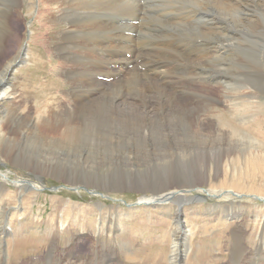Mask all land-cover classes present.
Masks as SVG:
<instances>
[{"label": "rangeland", "instance_id": "1", "mask_svg": "<svg viewBox=\"0 0 264 264\" xmlns=\"http://www.w3.org/2000/svg\"><path fill=\"white\" fill-rule=\"evenodd\" d=\"M43 3H41L40 12L47 9V4L51 5L49 0ZM27 4L28 1H26ZM154 4L149 3L147 6L150 8L147 7L145 11H141L145 19L143 22L138 21L135 25L138 26V31L132 34L135 35V39L144 27L147 30L151 29L152 31L149 30L151 33H156L153 32V28L156 29L155 27L159 25L162 27L163 23L173 24L175 21L169 14L167 15L170 10L164 4L162 9L159 4L155 6ZM26 5L24 10L20 11L24 15L23 18L20 17L13 22L14 31L19 33L21 40L28 37V34H25L26 27L30 26L33 30L32 37L29 39L28 53L31 55L29 61L23 63L19 60L20 65L18 63L14 67L15 100L19 107L28 111L31 116L48 117L52 111L59 112L71 108V101L68 99L75 91L71 72L81 71L77 62L85 55L79 49L68 46L70 41L78 42L71 30L63 33L66 34L67 42L61 41V32L69 29L70 23H74L73 17L68 18L69 22L66 19L62 22L58 19L60 8L54 12L48 11L45 15L46 20L44 19L41 24L45 30H42L40 36L39 28L36 26L37 20H31L27 15ZM6 6L8 9L9 5ZM58 6L61 5H54V7ZM127 9L129 8H123L122 11ZM122 11L119 12L122 13ZM91 14L87 17L90 20L102 18L104 22L111 21L117 26H123L120 28L123 30L121 32H124V24L129 23L123 19L119 21L108 19L109 13L105 11ZM160 19H163L162 24ZM76 22L81 21H75V24ZM133 22L131 21L130 24ZM162 28L168 31L167 26ZM194 28L203 30L198 23ZM263 35L261 42L246 36V41L241 43L242 47L238 56L243 60L246 70L251 64L250 56L257 55L259 52L257 45L262 47ZM34 37H40V41H35ZM19 39L15 38L8 44V52L5 51L1 56L0 66H4L15 58ZM153 39H150L149 47L137 50V54L151 53L154 47L151 45ZM187 40L193 41L189 36ZM255 42L258 43L253 44ZM64 45L68 48L63 47ZM58 48L62 50L58 51ZM74 52L76 56L73 55ZM96 56L100 57L96 53L90 55V61L93 58L97 59ZM194 57L190 56L191 59ZM131 59L132 57L128 60ZM143 61L140 59L138 62H133L130 64L132 67L130 69L128 67L127 70L131 71ZM81 62L86 64L84 60ZM112 65L124 73L127 71L123 66L120 67L121 64ZM254 65L251 64V67ZM3 66L0 67V72ZM137 69L141 72L146 70L140 66ZM208 71L212 72L209 69ZM244 79L245 77L242 80ZM189 80H182V85L186 82L185 85H191L196 90L206 89L216 99L220 96L218 92L220 88L208 78L205 80L194 78L193 82ZM141 82H147L144 81L143 76ZM204 83L207 86L206 84L204 86ZM166 86L169 91L171 88L173 90V87H170L171 84ZM104 90L105 88H100L101 92L96 96H104ZM260 94L259 98L252 100L254 102L250 106V111L242 107L240 113L234 110L232 103L227 102L228 105L217 103L201 105L200 103V112L195 120L204 124L218 122L228 131L241 129L243 134L246 133L248 138L255 142L249 147L240 146V143L238 146L234 142L239 139L235 133L234 138L225 135V138L220 137L223 139H216L209 130L205 129L203 133L207 136V143H202L200 146L191 145V141L188 142L187 139L185 142V138H182V143L169 141L170 147L167 149H164L167 146L165 139H160V144L157 145H161L162 148H154L151 142L146 141L150 147L137 138L139 134L135 132V127L127 129L128 125L133 126V122H123V127L121 126L119 131L114 133L116 135H110V139L107 137L106 142H101L99 146L94 145L96 147L93 148L96 149L73 146L66 144V141L58 144L63 142L61 140H63L64 129L61 127H44L34 132L30 131L32 126H29L25 133L17 137L16 148L17 152L21 153L15 152L13 157H9L5 156L1 135L0 173L7 174L9 176L7 181L11 183L0 181V213L5 215L4 209L10 206L15 208L14 211L9 210L10 217L13 213L15 216L11 227H7H10L9 234L1 243L0 258L6 254L8 264L43 263L47 260L50 249L54 248L58 252L55 255L56 259H61L64 264H89L85 259L76 260L73 256L66 257L67 251L76 249L78 254L91 255L96 252V248L104 246L109 252H115L113 253L115 258H119L124 264H171L169 256L172 245L178 239L188 247L187 264H233L232 255L235 248L240 247V243L235 241L234 236L240 232L244 235L243 244L247 250L243 254L238 251L234 261L240 264H250V261L253 264L261 262L263 264L264 256L258 257L253 254L258 245L264 246V201L256 198V196L264 198V94ZM86 98L87 101L90 100V97ZM128 100L134 101L133 97H129ZM196 101H199L198 98ZM249 115L252 117L250 118ZM177 118L174 117L173 122ZM110 127L115 129L114 124ZM114 131L112 130L111 133ZM36 137H40L43 142L34 141ZM109 140L112 143H109ZM231 146L236 150L226 154L225 152ZM216 154L224 156L220 173L212 168L205 171L201 169L200 159L208 157L211 160ZM18 181L38 185L40 190L34 191L28 187L20 189L12 184ZM176 189L181 191V195L185 197L184 201L169 199L159 203L142 202L154 197L158 198ZM202 189L218 195L209 197L201 191ZM227 191H232L238 196L229 195ZM8 194L11 197L10 201L6 199ZM179 207L183 211L181 217H178ZM180 221L195 233L191 240H185L182 236L177 238Z\"/></svg>", "mask_w": 264, "mask_h": 264}, {"label": "bare ground", "instance_id": "2", "mask_svg": "<svg viewBox=\"0 0 264 264\" xmlns=\"http://www.w3.org/2000/svg\"><path fill=\"white\" fill-rule=\"evenodd\" d=\"M26 1H28L27 5ZM45 1L0 0V58L5 51L8 52V44L13 39L15 40V38L19 39V33L14 31L13 22L20 17L23 18L24 15L20 11L24 10L25 5L27 7V15L31 20H37L36 26L39 28L40 36L42 30H45L41 24L48 11L54 12L57 8H60V18L58 19L62 22L68 21L69 17H73L75 19L73 20L74 23H70L69 29L61 32V41L65 42L67 39L66 34L64 35L63 33L71 30L77 37L75 39H78V42L70 41L71 43L68 46L79 49L85 56L80 58L82 60H77V66L81 68V71L77 70L73 73L74 71L71 72L70 70L71 76L74 78L73 86L75 87L74 93L70 94L71 96L68 99L71 101V108L59 112L52 111L48 117L31 116L28 111L25 109L22 110L16 102L17 100H15L13 76L15 65L18 63L20 65L21 63L19 60L25 63L31 57L28 53V48L30 47L29 39L32 37L33 30L27 25L25 34H28V37L26 36L22 40L19 39L18 51H16L15 58L8 61L4 66L2 65L3 69L1 68L2 71L0 72V136H3L5 156L13 157L15 155V152L18 150L16 148L17 137L19 134L25 133L29 126H32L30 131L33 130L34 132H37L36 129L41 130L44 127H61V129H64L62 132L63 140L60 139L63 142H57L58 144H63L66 141V144L91 149H96L93 148L96 147L94 145L98 144L99 146L101 142H106V138L110 135H116L114 133L120 129L123 122H133V126L128 125L129 128L127 129L130 130L132 127H135V132L139 134L137 138L141 139L146 145H149L146 141L151 142L150 144L154 148H162L161 145H157L158 143L160 144V139H165L167 146L164 149H167L170 147L169 141L172 140L173 142L182 143V138H185V142L187 139L188 142L191 141V145L200 146L202 143H207V136H204L203 133L206 131L205 129L209 130L211 135L213 134L212 136L216 139H223L220 137L225 138V135L226 137L230 135L231 138H234L235 133V136L239 139L238 141L234 140V142L238 146L239 143L240 146L244 145L246 147L254 145L255 142L248 138L246 133L243 134L241 129L240 131H233L234 129L228 131L218 122L212 121L211 123L204 124V122H195V120L198 112H200V103L201 105L203 103H208V105H214V103L228 105V103H232L234 110L240 113L242 107H246L250 111V106L254 102L252 100L259 98L260 93L264 94V41L261 48L260 45H257L259 51L257 55L250 56L249 63L255 64L254 67H251V64H249L248 70H246L247 68L243 65V60L238 56V52L242 47L241 43L246 41V36L249 39L253 38L261 42V37L264 34V0H49L51 7L47 4V9H43L40 12L41 3L44 4L43 2ZM149 3H155L154 6L159 4L161 9L164 4L170 10L167 12V15L169 14L175 21H173V24H162L161 21L163 19H160L161 24L167 26L168 34L161 25L155 27L156 29L153 28V32L156 33H151L149 31L151 29L147 30L144 27L139 31L138 38L135 39V35L132 34L138 31V26H135L133 23L130 24V22L140 20L143 22L145 17L141 11L146 9ZM56 4L61 6L54 7ZM6 5H9L8 9H6ZM165 7L163 6V8ZM123 8L129 9L122 11ZM97 11L108 12L110 17L108 19L112 18L114 19L113 21L123 19L129 22L124 24V32L120 30L123 26H117L111 21L104 22L102 18L98 20H90L87 18L90 17L88 14H93ZM119 11H122V13ZM146 12L148 13L147 10ZM80 18L81 20H79ZM75 21L81 22H76L77 24H75ZM197 23L203 30L194 28ZM126 33H130L131 35H127ZM188 36L189 38L192 37V42H188ZM178 37L181 38L178 39ZM152 38L154 39L151 45L154 47L151 53L138 55L137 50L144 49L146 46L149 47L148 43ZM34 39L35 41H40V37H34ZM58 41L60 40L58 39ZM68 46L64 45L63 47L68 48ZM58 49V51L62 50L60 48ZM92 52L96 53V55L99 54L100 57L98 58L96 56L97 59L93 58L90 61L89 58L93 54ZM125 53L132 54V59H126ZM190 56L195 57L191 59ZM140 59L144 60L143 63L141 62L135 66L133 68L134 70H127L130 64L136 61L138 62ZM83 60L86 61V64L81 62ZM112 64H121L120 67L123 66L124 70L127 71L124 73L119 69L117 70L116 66ZM71 65H73L72 62ZM138 66L146 70L141 72L140 69H137ZM208 69L212 70V72L208 71ZM242 70L245 71L243 72ZM102 72L106 73L103 74ZM98 76L112 77L115 79L111 82H103L97 79ZM142 76L144 81L147 82H141ZM243 77H245L244 81L242 80ZM194 78L202 80L208 78L210 82H215L216 86L220 88L218 91L220 93V96L217 97L218 99L211 96L210 92L206 91V89L196 90L191 85H185L186 82L184 85L181 83L185 79H190L189 81L193 82ZM166 83L171 84L170 87H173V90L171 88L169 91ZM199 83L202 82L199 81ZM100 88H105L103 91L105 94L102 97L96 96L100 94ZM247 91L249 93H246ZM86 97H90V100L87 101ZM129 97H133L134 101H129ZM197 98L199 101H196ZM252 115H249V117L251 118ZM174 117H178L177 120H174L175 122H173ZM186 121H189V123ZM112 124H114L115 129L110 127ZM112 130L115 131L111 133ZM12 135H15V137H12ZM231 138L229 139L232 140ZM147 139L150 140L148 141ZM34 141L43 142L40 137H36ZM109 143H112V141ZM232 150L234 151L236 149L231 146L225 153L229 154ZM17 153L20 154L21 152L19 151ZM223 157L222 154H216L214 159L211 160L208 157L200 159L201 169L205 171L212 168L216 172H219L222 167ZM201 169H198V171ZM8 177L7 174L0 173V181L2 183H11L7 181ZM12 184L20 189L28 187L34 191L40 190L38 185L30 184L27 181L25 183L18 181ZM201 191L209 197L218 195L203 189ZM227 194L238 196L232 191H227ZM256 198L258 200H264L262 197L256 196ZM6 199L10 201L11 197L9 194L6 196ZM169 199L184 201L185 197L181 195V191H177L176 189L158 198L154 197L142 202L159 203ZM11 209L14 211L15 208L7 206L4 209L5 215L0 213V248L2 247L1 243L3 239L9 234L8 231L15 216L13 213L10 217L9 210ZM182 213V208L179 207L178 217H181ZM8 226L10 227L7 228ZM178 227L179 235L177 238L180 236L185 240H191L193 238L195 233L190 228L184 226L181 221L178 223ZM234 237L235 241L240 243V247L235 248L236 250L232 255V261L234 262L233 264H240L234 260L236 259L235 256L238 251L240 254H243L247 250L243 244L244 235L239 232ZM107 250L106 247L102 246L101 248H96L94 254L84 255L76 253V249H69L66 257L73 256L76 260L85 259L86 263L89 264H124L119 258H115L116 256L113 254L115 252H109ZM56 253H58L56 249L51 248L47 260L43 261V263L32 262L31 264H64L61 259H56ZM253 254L258 257L264 256L263 244L258 245ZM7 257L5 254L3 258H0V264H8ZM188 258L189 252L187 245L182 244L177 239L175 244L172 245L171 255L169 256L170 263L187 264ZM250 264H253V262L250 261Z\"/></svg>", "mask_w": 264, "mask_h": 264}, {"label": "water", "instance_id": "3", "mask_svg": "<svg viewBox=\"0 0 264 264\" xmlns=\"http://www.w3.org/2000/svg\"><path fill=\"white\" fill-rule=\"evenodd\" d=\"M262 201H264V200H262Z\"/></svg>", "mask_w": 264, "mask_h": 264}]
</instances>
